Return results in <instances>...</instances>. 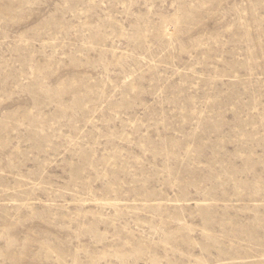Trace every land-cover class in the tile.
<instances>
[{
  "label": "rangeland",
  "instance_id": "obj_1",
  "mask_svg": "<svg viewBox=\"0 0 264 264\" xmlns=\"http://www.w3.org/2000/svg\"><path fill=\"white\" fill-rule=\"evenodd\" d=\"M0 264H264V0H0Z\"/></svg>",
  "mask_w": 264,
  "mask_h": 264
}]
</instances>
